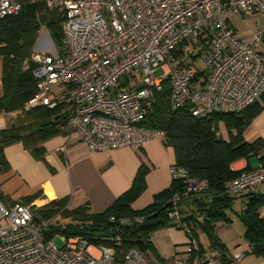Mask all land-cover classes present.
Segmentation results:
<instances>
[{"label": "built area", "instance_id": "built-area-1", "mask_svg": "<svg viewBox=\"0 0 264 264\" xmlns=\"http://www.w3.org/2000/svg\"><path fill=\"white\" fill-rule=\"evenodd\" d=\"M42 1L63 12L66 47L60 54L52 42L45 43L23 60L25 66L34 64L35 79V91L24 108L64 107L70 113L71 133L78 134L89 150L139 149L152 139L164 143V131L140 125L164 79L170 109L190 104L197 118L239 112L264 93V50L255 48L264 42V23L251 42H245L235 36L227 18L230 13H264V0ZM20 7L19 0H0V19L16 14ZM205 38L198 67L189 54L197 45L202 47ZM180 46L188 57L183 63L175 55ZM156 69L161 71L157 76ZM1 123L0 119V128ZM169 173L181 188L170 198L168 217L187 233V244L164 264H229L216 250H202L190 227L180 221L182 200L206 191L208 181L175 163ZM260 184L264 164L259 161L224 187L235 196ZM39 208L36 202L0 201V264H153L136 246L128 247L117 260L110 245L91 242L83 234L67 236L63 232L67 227L83 230L89 222L64 216L62 210L44 218L36 214ZM196 219L202 221L203 216ZM130 222L129 217L114 215L106 220L108 230ZM56 234L63 239L62 246L53 241ZM244 254L236 252L231 262Z\"/></svg>", "mask_w": 264, "mask_h": 264}, {"label": "trees", "instance_id": "trees-1", "mask_svg": "<svg viewBox=\"0 0 264 264\" xmlns=\"http://www.w3.org/2000/svg\"><path fill=\"white\" fill-rule=\"evenodd\" d=\"M19 1L21 7L16 14L0 19V110L18 112L20 119L22 118L16 125L0 130V168L5 165L3 149L6 145L20 140L28 149L37 152L41 150L39 143L65 133L70 115L62 106L54 109L45 106L24 108L25 102L35 91V79L32 75L34 64L31 62L25 66L23 60L33 51L41 26L46 29L58 52L64 53L63 12L55 7H48L42 0ZM205 41L206 38L201 39V49L206 48ZM199 54L200 51L196 55L189 54L190 61ZM175 55L181 63L188 59L183 55L182 46ZM123 85L124 82L120 86ZM191 107L190 104H185L175 110L170 109L168 79H164L161 91L156 94L140 125L164 131V143L172 147L175 164L185 167L191 176L208 181V189L196 196L205 194L209 200L197 199V214L192 213L185 220L199 223L210 241V248L220 252L222 246L213 233L214 224L230 221L226 211L232 209L235 200V196L225 191L224 184L242 171L232 170L231 164L242 158L259 155V151L264 148L262 139L248 143L242 137L246 126L264 110V93L239 112H214L204 118H197L192 116ZM219 122H223L229 131L228 141L218 134ZM259 161L264 164V155L259 157ZM144 175L145 169H140L131 188L101 213L92 214L85 208L69 210L63 201H50L45 207L37 209L36 214L50 218L62 210L64 216L87 220L89 224L83 230L69 226L63 232L67 236L83 234L91 242L112 246L117 260L131 246L138 247L145 254L149 245V233L173 224L168 217L172 208L170 198L181 188V182L174 180L169 188L157 193L149 205L133 210L130 204L145 187ZM39 195L33 194L21 202L30 203ZM262 203L264 195H253L238 217L245 229L243 237L249 245V252L264 256V219L258 213ZM111 215L129 217L131 222L125 226L110 227L116 232L109 238L90 236L91 233L108 230L106 220ZM199 215L203 216L202 221H197L196 217ZM138 216L142 217V221L135 220ZM180 221L183 219L180 218ZM46 236L50 237L51 233L47 232ZM115 236L119 237V241L113 240Z\"/></svg>", "mask_w": 264, "mask_h": 264}, {"label": "crops", "instance_id": "crops-1", "mask_svg": "<svg viewBox=\"0 0 264 264\" xmlns=\"http://www.w3.org/2000/svg\"><path fill=\"white\" fill-rule=\"evenodd\" d=\"M228 21L234 29L229 18ZM234 31L238 39L251 42V38L242 37L235 29ZM255 48L264 50V42L255 45ZM218 134L228 141L230 134L223 122L218 123ZM242 137L248 143L258 139L264 141V110L246 126ZM38 147L41 150L33 152L20 140L4 147L5 165L0 168V201L3 204L21 202L24 198L39 193V197L32 202H36L41 208L50 201H63L69 210L85 208L89 213L98 214L127 192L137 172L145 169V187L130 204L133 210H140L174 181L169 173V167L175 163L174 151L171 146L159 140L152 139L139 149L126 146L92 151L67 126L65 133L44 140ZM259 152V155L236 160L231 164V169L238 171L254 168L259 157L264 155V148ZM253 195H264V184L235 195L240 198L242 206L236 210L233 202L232 209L226 211L230 221L214 224L213 233L222 246L220 252L216 251L223 260L231 261L233 254L245 251L243 257L229 264H264V256L249 252V245L243 237L245 229L238 217ZM200 198L209 200L205 194L190 196L180 203L179 213L182 223L190 227L199 247L206 251L211 249L206 233L199 223L185 220L188 215L197 214V199ZM258 213L264 219V203L259 205ZM148 240L146 257L153 264H164L172 256L185 250L187 233L173 221L170 226L150 232Z\"/></svg>", "mask_w": 264, "mask_h": 264}, {"label": "rangeland", "instance_id": "rangeland-1", "mask_svg": "<svg viewBox=\"0 0 264 264\" xmlns=\"http://www.w3.org/2000/svg\"><path fill=\"white\" fill-rule=\"evenodd\" d=\"M227 16L230 19L237 34L245 38H251V40H252V35L256 30V28L262 24V23L260 24V22L264 21V13H247L243 15H233L230 13ZM51 42L52 40L49 34L47 33L46 29L44 28V26H41L33 50L35 48L43 47L45 43H49V45L51 46ZM63 43H64L63 48L65 49L66 44L65 42ZM199 51L201 53V47L197 45L196 49L193 51V54L196 55ZM192 60L197 64L198 67H202L200 54L199 56H197L195 59ZM160 72H161L160 69H156L155 75L156 76L159 75ZM0 76H1V59H0ZM0 93H1V83H0ZM0 119L2 120L0 130H2L11 125H16L22 118L20 119V115L18 112H3L2 110H0ZM251 160L252 162H254V159ZM236 197H235L236 202L234 200L235 203L234 208L237 210L239 206H242V203L239 201L240 198L238 197L236 198ZM63 217L64 216L62 215V218ZM53 241L58 246H62L64 244L63 239L58 234H56L53 237Z\"/></svg>", "mask_w": 264, "mask_h": 264}, {"label": "water", "instance_id": "water-1", "mask_svg": "<svg viewBox=\"0 0 264 264\" xmlns=\"http://www.w3.org/2000/svg\"><path fill=\"white\" fill-rule=\"evenodd\" d=\"M116 230L114 228H111L109 230H105L103 232H98V233H91L90 236L102 239V238H108L111 235L115 234Z\"/></svg>", "mask_w": 264, "mask_h": 264}]
</instances>
